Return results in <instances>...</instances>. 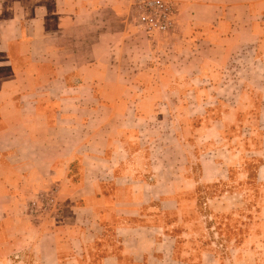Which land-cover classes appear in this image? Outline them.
Listing matches in <instances>:
<instances>
[{"label": "crops", "instance_id": "obj_1", "mask_svg": "<svg viewBox=\"0 0 264 264\" xmlns=\"http://www.w3.org/2000/svg\"><path fill=\"white\" fill-rule=\"evenodd\" d=\"M175 6L174 27L150 35L133 0H0V245L44 195L74 201L8 241L31 259L40 249L46 264H179L149 204L164 196L158 177L138 170L135 123L168 103L219 102L204 87L220 90L231 67L264 71V0Z\"/></svg>", "mask_w": 264, "mask_h": 264}, {"label": "rangeland", "instance_id": "obj_2", "mask_svg": "<svg viewBox=\"0 0 264 264\" xmlns=\"http://www.w3.org/2000/svg\"><path fill=\"white\" fill-rule=\"evenodd\" d=\"M226 77L220 90L204 87L219 102L206 101L203 109L187 103L196 116L175 102L160 108L164 115L135 123L136 157L146 163L136 169L158 177L156 195L164 196L149 204L177 239L179 264H264V71L231 67ZM72 201L29 199L21 221L2 236L0 264H46L35 257L40 249L31 259L30 249L9 242L27 235L28 224L52 222Z\"/></svg>", "mask_w": 264, "mask_h": 264}, {"label": "built area", "instance_id": "obj_3", "mask_svg": "<svg viewBox=\"0 0 264 264\" xmlns=\"http://www.w3.org/2000/svg\"><path fill=\"white\" fill-rule=\"evenodd\" d=\"M133 8L137 24L150 35L164 34L174 27L175 0H133Z\"/></svg>", "mask_w": 264, "mask_h": 264}]
</instances>
